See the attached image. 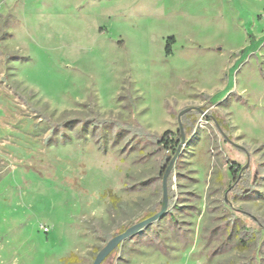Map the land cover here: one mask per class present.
I'll return each instance as SVG.
<instances>
[{
	"label": "rangeland",
	"instance_id": "obj_1",
	"mask_svg": "<svg viewBox=\"0 0 264 264\" xmlns=\"http://www.w3.org/2000/svg\"><path fill=\"white\" fill-rule=\"evenodd\" d=\"M176 154L110 264H264V0H0V264H92Z\"/></svg>",
	"mask_w": 264,
	"mask_h": 264
},
{
	"label": "water",
	"instance_id": "obj_2",
	"mask_svg": "<svg viewBox=\"0 0 264 264\" xmlns=\"http://www.w3.org/2000/svg\"><path fill=\"white\" fill-rule=\"evenodd\" d=\"M191 109H185L178 115V123L180 125V117L184 115L185 113L189 112ZM181 130V128H180ZM183 134L181 131V143H183ZM178 153V152H177ZM177 157L176 156L171 160L169 166L167 167L165 174L162 178V207L161 210L154 214L153 216L129 227L126 229L123 233L111 238L106 245L100 250V252L96 255L94 261L92 264H110V261L112 259V256L114 254V251L116 248L120 247L123 242L128 240L129 238L133 237L134 235L142 232L145 228L149 227L151 224L155 223L159 219H161L166 211H167V190H166V178L169 173V170L171 168V165L175 161Z\"/></svg>",
	"mask_w": 264,
	"mask_h": 264
},
{
	"label": "trees",
	"instance_id": "obj_3",
	"mask_svg": "<svg viewBox=\"0 0 264 264\" xmlns=\"http://www.w3.org/2000/svg\"><path fill=\"white\" fill-rule=\"evenodd\" d=\"M183 116H184V120L187 121L188 118H189L191 115L189 114V112H187V113H185ZM179 142H180V138H179V137H177V138L175 139V141H174V140H167V139L165 138V134H164L162 137H160L159 140H158V144H159L160 146L163 147V150H164V151H171V150H173L175 144H178ZM166 162H167V161H166ZM153 215H154V213L148 215L146 218H149V217H151V216H153ZM256 223H257V225H258L260 228L264 229V221L257 220ZM109 240H110V239H105V242H108ZM256 240H257V239L255 238L254 241H256ZM118 248H119V247H118ZM118 248H116V250H117Z\"/></svg>",
	"mask_w": 264,
	"mask_h": 264
},
{
	"label": "crops",
	"instance_id": "obj_4",
	"mask_svg": "<svg viewBox=\"0 0 264 264\" xmlns=\"http://www.w3.org/2000/svg\"><path fill=\"white\" fill-rule=\"evenodd\" d=\"M260 17V16H259Z\"/></svg>",
	"mask_w": 264,
	"mask_h": 264
}]
</instances>
